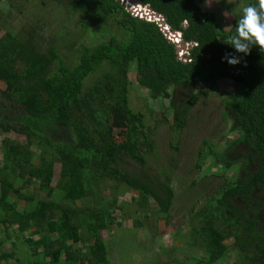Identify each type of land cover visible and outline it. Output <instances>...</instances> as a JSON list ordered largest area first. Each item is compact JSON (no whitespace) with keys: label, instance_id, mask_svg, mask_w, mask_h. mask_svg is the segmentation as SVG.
Wrapping results in <instances>:
<instances>
[{"label":"trees","instance_id":"16d2710c","mask_svg":"<svg viewBox=\"0 0 264 264\" xmlns=\"http://www.w3.org/2000/svg\"><path fill=\"white\" fill-rule=\"evenodd\" d=\"M49 1L77 19L78 36L68 40L60 31V41H46L44 28L17 30L7 24L0 33V81L5 85L0 129L27 140L25 145L11 139L3 143L0 228L17 226L20 233L40 235L31 264H112L100 233L114 224L116 198L98 206L101 185L136 190L137 210L154 201L161 218H169L175 201L171 176L155 178L145 172L158 145L153 127L131 108L128 74L136 73L138 87L149 90L152 99L171 100V122L179 134L198 98L206 94L201 90L195 95L198 86L216 91L226 79L238 86L236 94L223 100L228 132L238 135L222 151L207 139L198 150L197 169L210 160L209 170L220 167L214 175L223 180L206 204L188 211L193 240L210 255L193 264L224 262L231 252L234 264H264V53L253 48L240 65L224 62L225 53L232 51L225 42L234 26L226 32L197 0H139L193 43L183 60L156 22L133 16L121 0ZM248 5H258V0H246ZM63 48L72 51L73 59L63 58ZM143 102L149 109L148 97ZM111 117L123 121L121 142ZM32 147L40 152V166ZM129 161L141 171L126 168ZM56 165L60 176L54 187ZM230 171L236 172L228 177ZM34 181L46 199L23 193ZM11 196L23 203L22 210L8 201ZM4 242L0 239V259L14 258L2 251Z\"/></svg>","mask_w":264,"mask_h":264},{"label":"rangeland","instance_id":"374dc122","mask_svg":"<svg viewBox=\"0 0 264 264\" xmlns=\"http://www.w3.org/2000/svg\"><path fill=\"white\" fill-rule=\"evenodd\" d=\"M197 3L204 11L213 12L217 16L219 25L229 32L245 7L246 0H197ZM8 12L11 14L8 15ZM146 20L150 21L151 18ZM77 23V19H71L68 13L62 14L55 7L53 8L49 0H0L1 35L5 33L2 25L7 24L8 27L17 30L44 28L42 35L46 37V41L53 38L60 41L62 36L56 35L60 31L66 34L63 37L71 40V36L80 34ZM58 44L61 45V42ZM62 54L66 60L73 59L72 51L67 48H63ZM128 78L133 84L132 95L131 92L129 93L131 108L141 111L146 125L153 127L158 145L157 154L150 159L145 172L155 178L162 177L163 173L171 176L175 201L169 218H161L154 201H150L146 210H137V203L133 200L138 196L136 190L122 186L115 191L110 184L101 185L99 188L101 204L98 206L116 198V205L111 209L114 224L111 229H104L100 233L101 239L108 245L110 261L112 264H193L194 261H207L210 255L199 246V240L196 242L193 240V223L188 211L192 207L198 211L201 205L206 204L208 194L223 178H216L214 175L221 170L220 167H212L209 170L210 160L205 161L201 170L197 169L198 150L201 149L204 139L212 145L219 144L218 150L222 151L228 141L237 137L236 132H228L230 120L224 118L226 108L223 100L236 94L238 86L226 79L218 82L216 91L212 90V87L198 86L195 95H199L201 90L206 94L198 98L189 112L188 126L179 134L171 122L173 113L171 100L165 98L155 100L149 97V90L138 87L136 73H129ZM93 80L95 77L91 78V81ZM4 90L5 85L0 81V98ZM143 97L144 101L145 97H148L149 109H153L152 112L144 106ZM109 119L114 125L116 139L121 142L123 121L120 118ZM5 139L16 140L24 145L27 143L24 135L13 131L4 133L0 129V168L3 165ZM32 150L37 152L35 163L40 166L42 164L40 152L35 147H32ZM128 163L126 168L131 172L141 171L136 163L131 161ZM235 172L230 171L228 177ZM59 176L60 166L56 165L52 184L54 187L59 181ZM32 184L24 187L23 193L46 199V194L40 189L38 181ZM20 185L21 182L17 184ZM8 201L16 203L20 210L24 207L15 196H11ZM40 238V235L32 237L29 232L20 233L17 226L8 229L1 227L0 239L5 240L2 251L15 257L9 260L0 259V264H31L37 257L33 254V243ZM231 241L227 240V243L230 244ZM77 246H82V242ZM42 250L43 248H39L38 252ZM235 261V254L231 252L224 262L217 264H234Z\"/></svg>","mask_w":264,"mask_h":264},{"label":"clouds","instance_id":"9594fccd","mask_svg":"<svg viewBox=\"0 0 264 264\" xmlns=\"http://www.w3.org/2000/svg\"><path fill=\"white\" fill-rule=\"evenodd\" d=\"M232 51L226 52L222 60L230 66L240 65L244 56L253 48L264 53V0L258 5L245 6L235 22L234 30L225 42Z\"/></svg>","mask_w":264,"mask_h":264},{"label":"water","instance_id":"95a60500","mask_svg":"<svg viewBox=\"0 0 264 264\" xmlns=\"http://www.w3.org/2000/svg\"><path fill=\"white\" fill-rule=\"evenodd\" d=\"M124 2L132 3H130L132 7L128 6V10L132 14H136V16H139L142 19L151 18L150 21L156 22L169 41L176 45L179 58L182 60L184 59L182 57L193 47V43H187L183 40L182 34L178 31L172 30L168 26L166 19L159 13L154 12L150 6H143L139 0H126Z\"/></svg>","mask_w":264,"mask_h":264},{"label":"built area","instance_id":"2783aa9c","mask_svg":"<svg viewBox=\"0 0 264 264\" xmlns=\"http://www.w3.org/2000/svg\"><path fill=\"white\" fill-rule=\"evenodd\" d=\"M122 2H124V1H126V0H121ZM126 4L128 5V6H130V7H132V5L129 3V2H126ZM127 5H126V7H127ZM134 15V14H133ZM136 15V14H135ZM189 52V51H188ZM188 52L186 53V55H188Z\"/></svg>","mask_w":264,"mask_h":264}]
</instances>
